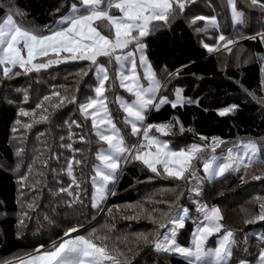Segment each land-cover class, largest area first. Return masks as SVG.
Segmentation results:
<instances>
[{
	"label": "snow or ice",
	"instance_id": "6c2138e0",
	"mask_svg": "<svg viewBox=\"0 0 264 264\" xmlns=\"http://www.w3.org/2000/svg\"><path fill=\"white\" fill-rule=\"evenodd\" d=\"M189 3L191 0H62L54 10L53 22L42 27L18 20L16 17L22 14L12 0L0 4L4 8V14L0 16V80L40 72L66 61L87 62V71L83 68L80 71L85 75L88 72L95 74L94 95H87L83 100L68 95L67 91L61 94L54 87L49 95L35 102V107L28 108L22 106L30 99L28 91L20 90L23 98L19 101L13 133L49 122L52 112L65 103L78 105L83 118V123L77 119L64 121L67 136L59 137L60 147L71 153L65 157L60 169L69 180L66 186L62 182L58 188L59 198L64 199L69 208L83 207L87 199L93 209H99L109 196L116 195V184L127 164L133 162H139L156 177L164 176L175 181L172 197L157 202L163 203L164 208L147 210L139 203L128 205V208L136 209L137 217L146 216L153 228L132 234L130 241L125 236L126 251L109 245V233L114 231V223L105 225L103 234L94 228L85 235L80 234L83 225L69 222L62 234H57L47 246L41 243L18 264H131L128 253L141 244L150 246L157 253L176 254L185 264H264V231L245 233L243 239L238 240V233L243 229L228 226L221 208L215 204L210 206L202 199L203 181L211 182L226 178V174L243 171L244 175L239 177L243 183L251 167L264 163V137L238 136L235 141L209 137L196 132L192 126L186 128L175 111L166 120L149 122L151 114L158 113L164 106L173 110L199 106V98L183 95L181 87H169L188 67L187 64H181L175 70H169L165 65L157 72L147 55L146 38L156 29L188 16ZM219 7L230 12L233 27L243 26L248 14L259 12L264 18V0H221ZM219 15H192L188 19L197 34L207 35L210 29L216 33L210 37L212 43L200 41L209 53L221 49L232 53L242 39L264 45V27L233 38L221 31ZM198 22H203L202 26ZM255 58L259 61V84L264 92V54L256 53ZM236 62L239 66V55ZM243 62L248 63V59ZM117 83L128 94V98L116 96L123 113V128L115 122L107 103V93ZM245 91L264 104V96L257 97L254 90ZM238 107L233 103L216 111L224 117ZM89 121L90 130L85 133ZM73 128L80 129V132H74ZM177 128L181 134L191 132L192 142L179 147L173 145L171 134ZM76 141L88 145L89 152L95 141L97 147L90 166L86 165L85 149L73 146ZM227 144L231 146L217 155V148ZM22 152L23 149L18 148L17 156ZM59 156L57 154L54 158L59 160ZM42 164L46 168L48 161L44 160ZM84 166L89 167L90 174L84 176L81 171L80 176H84L81 180L77 171ZM20 167L18 163L17 169ZM27 168L28 171L18 177L21 189L17 200L20 204L16 221L18 229L26 226L29 213L34 210L35 196L27 200L23 190L35 192L40 183L38 179L29 183L33 165L28 164ZM249 178L264 180V171L251 174ZM185 197L187 204L183 202ZM252 202L255 207L251 211L245 210V226L264 223V196H256ZM189 223L190 230L187 229ZM184 230H188L189 235L182 243L179 237ZM250 235H254V243L250 241ZM129 243L131 247L127 246ZM11 264H17V261Z\"/></svg>",
	"mask_w": 264,
	"mask_h": 264
},
{
	"label": "trees",
	"instance_id": "16d2710c",
	"mask_svg": "<svg viewBox=\"0 0 264 264\" xmlns=\"http://www.w3.org/2000/svg\"><path fill=\"white\" fill-rule=\"evenodd\" d=\"M6 2L7 0H0V4ZM12 2L22 14L16 17L18 20H22L24 24L42 27L53 22L54 10L61 5L62 0H12ZM220 3L221 0H191L187 8L188 16L177 18L169 25L156 29L146 38L148 59L157 72H160L165 65L169 70H175L181 64L188 65L169 87H181L184 89L183 95L193 99L199 98L200 101L199 106H185L177 110L164 106L158 113L154 111L151 114L149 122L166 120L175 111L186 128L192 126L196 132L209 137L219 136L226 141H235L238 136L264 137V104L254 100L245 91V89L254 90L257 97L264 96L259 84V61L255 58L256 53L264 54V45L259 41L242 39L232 53H227L223 49L209 53L200 41L212 43L210 37L216 34L214 30L210 29L207 35L197 34L193 30L194 26L188 23L195 10H198V15L220 13L218 19L221 31L235 38L240 34L249 35L261 30L264 27V18L259 12L248 14L243 26L233 27L230 12L226 8H220ZM207 8L210 12L201 10ZM3 14L4 8L0 7V16ZM202 23L198 22L200 26ZM237 55L240 57L239 66L236 62ZM245 59H248V63L243 62ZM82 68L87 71V62L66 61L40 72L0 80V264L33 252L41 243L47 246L57 234H62L69 222L83 225L80 234L85 235L94 228L99 234H103L105 225L114 223L115 229L109 233L111 237L109 245L118 246L126 251L123 240L125 236L130 241L132 234L153 228L146 216L137 217L136 209L128 208V205L139 203L147 210L153 207L160 209L165 205L157 202L170 199L173 195L171 189L174 188L175 181L164 176L156 177L139 162H133L127 164L116 184V195L109 196L99 209H93L87 199L83 207L77 205L69 208L65 200L59 198L58 188L62 182L66 186L69 180L66 173L61 172L60 169L64 165L65 157L71 155L69 150L60 147L59 137L67 136V126L64 121L77 119L83 123L78 105L65 103L52 112L49 122L34 124L30 129H20L17 133H13L12 128L17 119L19 101L23 98L20 90L28 91L30 99L27 104L22 105L28 108L35 107V102L49 95L54 87L61 94L67 91L68 95H76L80 100L89 95L90 91L86 85L92 81V75L91 72L87 75L82 73L80 71ZM236 81L240 83L237 84ZM117 87L118 83L107 93L108 98L112 97L113 105ZM9 101L13 102L9 103ZM233 103L239 105L233 113L224 117L218 115L217 109ZM111 110L115 111V105ZM23 119L27 120V118ZM122 119V111L120 113L115 111V121L123 128ZM89 130L90 121L84 132L87 133ZM73 131L79 133L80 129L73 128ZM171 140L175 146H184L185 143L192 142L193 134L187 131L181 134L177 128L171 134ZM54 143L60 148L55 149ZM230 145H221L216 152L223 151ZM73 146L85 149L86 165L90 166L94 161L97 147L95 141L91 145V152L88 151V145L79 141ZM18 148L23 149L19 157L16 154ZM57 154H60L59 160L54 158ZM77 157L80 158V155L77 154ZM44 160L48 161L46 168L42 164ZM18 163L21 164L19 169H17ZM28 164L33 165L29 183L33 179H38L40 183L37 184L35 192L23 190L27 200H32L35 196L34 210L29 213L30 219L26 221V226L18 229L16 221L20 204L17 200L21 191L18 177L28 171ZM88 166L77 171L81 180L90 174ZM81 171L84 176H80ZM248 171L249 176L259 174L260 171H264V163L256 164ZM38 172L42 175H37ZM200 174L203 175L202 169ZM241 175H244L243 171L226 174V178H218L211 182L205 180L202 184L203 201L210 206L218 205L228 226L243 229L238 233V240H242L245 233L254 234L264 231V223L248 226L243 224L245 210L251 211L255 207L253 198L264 196V180H252L249 176H245L242 183L239 179ZM149 176L153 179L149 180ZM183 202L189 203L186 197ZM109 209L112 211L109 212ZM60 217L64 218V221H61ZM190 228L189 223L187 229ZM188 235V230H184L179 237L180 241L186 242ZM249 239L255 242L254 235H250ZM127 246L132 245L129 243ZM128 255L131 257V264H185L176 254L157 253L152 251L150 246L143 244L133 248V252Z\"/></svg>",
	"mask_w": 264,
	"mask_h": 264
},
{
	"label": "rangeland",
	"instance_id": "374dc122",
	"mask_svg": "<svg viewBox=\"0 0 264 264\" xmlns=\"http://www.w3.org/2000/svg\"><path fill=\"white\" fill-rule=\"evenodd\" d=\"M202 11H207V12H210V10H208V8L206 9V10H204V9H201ZM197 11L198 10H195L194 12H193V14L192 15H198L197 14ZM191 13V12H190ZM191 15V16H192ZM190 16V17H191ZM26 24H28V23H26ZM91 75H92V81L91 82H89V83H87V88L89 89V91H90V94L89 95H94V92H93V87H94V81H95V74H94V72H91ZM117 95H123L125 98H128V94L123 90V89H120L119 88V86L117 87V90H116V92H115V95H114V102H115V111L116 112H118V113H120V109H119V106H118V103L116 102V96ZM85 97H83L82 98V100L84 99ZM111 100H112V97L111 98H108V101H107V103L109 104V109H110V111H111V113H112V115H113V117H114V120H115V111L113 112L112 110H111V107L112 106H114L113 105V102H111ZM116 122V121H115ZM117 123V122H116ZM129 130H130V128H129ZM59 145L57 144V143H54V147H55V149L56 148H60V147H58ZM231 146V145H230ZM230 146H228V147H230ZM227 148V147H226ZM226 148L223 150V151H226ZM223 151H218V152H216L217 153V155H219V154H221V152H223ZM104 204V203H103ZM61 218V221H64V218H62V217H60ZM32 252H29V253H27V254H25V255H21V256H18L17 258H15V259H12V260H10V261H8V264H11V262L12 261H17V264H18V262L19 261H21V260H24V259H26V257H27V255L28 254H31ZM6 264V263H5Z\"/></svg>",
	"mask_w": 264,
	"mask_h": 264
}]
</instances>
